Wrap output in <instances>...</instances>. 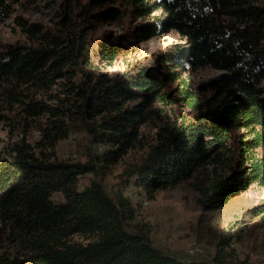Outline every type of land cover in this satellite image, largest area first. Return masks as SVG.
Returning <instances> with one entry per match:
<instances>
[{"label": "trees", "instance_id": "obj_1", "mask_svg": "<svg viewBox=\"0 0 264 264\" xmlns=\"http://www.w3.org/2000/svg\"><path fill=\"white\" fill-rule=\"evenodd\" d=\"M17 2L0 0V22ZM52 21L21 19L28 43L0 45V111L13 112L0 121L21 128L0 148V264H223L219 253L206 261L155 247L145 225H129L135 210L124 188L153 198L198 174L203 211L252 185L264 189V0H62ZM100 23L118 31L94 41ZM170 31L181 40L115 76L102 71ZM203 67L221 74L195 84L192 74ZM147 122L155 138L124 171L120 189L110 195L94 179L79 185L84 174L103 173L144 147ZM77 130L94 153L86 162L58 159V142ZM55 193L64 200L54 201ZM263 213L264 200L245 209L219 245L241 241L243 226ZM76 234L91 237L75 242Z\"/></svg>", "mask_w": 264, "mask_h": 264}, {"label": "rangeland", "instance_id": "obj_2", "mask_svg": "<svg viewBox=\"0 0 264 264\" xmlns=\"http://www.w3.org/2000/svg\"><path fill=\"white\" fill-rule=\"evenodd\" d=\"M62 0H18L12 4L11 12L0 22L1 44H27L18 21L24 19L29 22L42 23L53 26V14ZM84 1V0H82ZM116 32L118 29L109 24H97L91 33L95 41L107 32ZM181 38L175 31H170L158 37L141 42L129 49L122 57L111 65L104 66L102 71L109 76H115L141 61L144 57L164 49L167 45L180 41ZM221 71L210 67H203L192 74L195 84L218 78ZM175 111L187 113V110L178 104L171 106ZM7 116L13 112L0 111ZM9 121H0V148L21 137V128H12ZM141 140L144 147H136L129 150L121 160L106 168L103 173L89 172L80 180L81 187L87 186L94 180L102 182L107 193L113 195L122 187L124 171L146 151L148 145L155 138L156 128L154 123L147 122L141 126ZM39 137L36 128L29 129L26 138L33 143ZM104 147V146H103ZM102 147V148H103ZM89 153L93 152L89 135L83 130L72 131L67 138L58 142L55 155L58 159H67L73 162H86ZM197 175L189 180L181 182L173 188L158 190L153 198H147L143 192H139L133 186L124 188V194L128 195L134 206V217L129 225L146 226L152 244L162 252L175 257H187L198 260L213 261L216 253L222 257L223 264H264V213L262 216L251 218L247 225L243 226V238L241 241L234 239L222 247L219 245L220 237L227 233L229 223L240 218L242 212L264 200V189L258 185H252L240 195L231 198L222 207L203 211L196 203L199 197L194 188ZM53 200L63 201L64 197L53 194ZM134 230V227L132 228ZM88 234H76L72 237L75 242L86 243ZM195 242L202 249L201 255L190 257L186 254L190 243ZM18 246L5 247L11 253L25 254L28 248ZM224 255V257H223ZM214 264V262H213Z\"/></svg>", "mask_w": 264, "mask_h": 264}, {"label": "built area", "instance_id": "obj_3", "mask_svg": "<svg viewBox=\"0 0 264 264\" xmlns=\"http://www.w3.org/2000/svg\"><path fill=\"white\" fill-rule=\"evenodd\" d=\"M99 149L101 148L99 147ZM201 252H202V249L199 247V245H197L195 242H192L189 244L186 253L191 256H196L200 254Z\"/></svg>", "mask_w": 264, "mask_h": 264}]
</instances>
